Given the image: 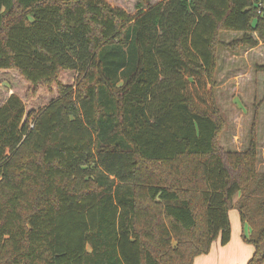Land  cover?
<instances>
[{"label": "trees", "instance_id": "1", "mask_svg": "<svg viewBox=\"0 0 264 264\" xmlns=\"http://www.w3.org/2000/svg\"><path fill=\"white\" fill-rule=\"evenodd\" d=\"M259 42L264 0H0V264H194L232 209L264 264L256 117L225 151L214 97Z\"/></svg>", "mask_w": 264, "mask_h": 264}, {"label": "rangeland", "instance_id": "2", "mask_svg": "<svg viewBox=\"0 0 264 264\" xmlns=\"http://www.w3.org/2000/svg\"><path fill=\"white\" fill-rule=\"evenodd\" d=\"M114 7H120L129 14L135 13L137 0H106ZM161 0H150L155 4ZM235 38L222 34L226 43ZM263 68V69H261ZM7 79H11L7 77ZM216 87L214 97L224 129L219 135V145L225 151L243 152L248 148L251 127L256 117L258 143L257 171L264 172V42L254 48L241 49L233 55L221 48L217 54ZM0 82V84L11 85ZM13 83V82H11ZM236 211L230 212V221ZM218 242L214 244L217 245ZM212 249L211 256H201L196 264H245V253H241L236 240L225 250ZM246 260V261H245Z\"/></svg>", "mask_w": 264, "mask_h": 264}, {"label": "crops", "instance_id": "3", "mask_svg": "<svg viewBox=\"0 0 264 264\" xmlns=\"http://www.w3.org/2000/svg\"><path fill=\"white\" fill-rule=\"evenodd\" d=\"M228 35L234 36L235 38H233V39H236V38H238L240 36L239 33L226 32V36H228ZM221 38H222V35H221ZM231 211H236V210L235 209H232V210L229 211V221H230V212ZM230 226H231V235H230L229 242L226 245L222 246V245H220L219 240L214 241L212 243V245H211V248H210L209 253L206 254V255H204V256H206L205 258H209L211 256L210 253H211L212 249L215 248L214 244L216 242H218L217 245L220 247V249L217 246H216L215 249L225 250V248H227L228 246L229 247L231 246V244L233 243L234 240H236V243H237V246L240 249V252L241 253H245V259L246 260L247 259L249 260L251 258V256L254 253V247L252 245L248 244V243H245L242 240V238H241V235L242 234H244L245 236H248L249 229H248V227L246 225L241 224L240 219H239V215H238L237 211H236V217H233V219H231V221H230ZM201 256H203V255H201ZM201 256H199V257H201ZM199 257L195 258L194 264H196V261H197V259Z\"/></svg>", "mask_w": 264, "mask_h": 264}, {"label": "built area", "instance_id": "4", "mask_svg": "<svg viewBox=\"0 0 264 264\" xmlns=\"http://www.w3.org/2000/svg\"><path fill=\"white\" fill-rule=\"evenodd\" d=\"M258 13H260V11Z\"/></svg>", "mask_w": 264, "mask_h": 264}]
</instances>
